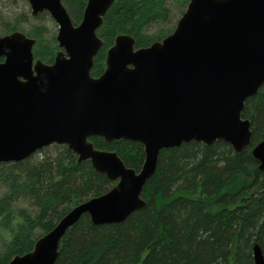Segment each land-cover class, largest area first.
I'll use <instances>...</instances> for the list:
<instances>
[{
    "label": "water",
    "instance_id": "obj_1",
    "mask_svg": "<svg viewBox=\"0 0 264 264\" xmlns=\"http://www.w3.org/2000/svg\"><path fill=\"white\" fill-rule=\"evenodd\" d=\"M58 26L52 63L35 59V39L16 30L0 36V163L24 160L64 144L114 185L69 209L33 249L7 264H54L60 241L81 215L93 224L124 221L142 209L143 188L162 149L191 140L224 141L236 153L251 143L246 99L264 91V0H189L173 31L146 47L119 34L94 77L103 45L97 30L115 0H87L74 25L62 0H26ZM143 145L139 171L90 137ZM251 154L264 172V140ZM264 194V189H263ZM254 264H264L258 244Z\"/></svg>",
    "mask_w": 264,
    "mask_h": 264
},
{
    "label": "trees",
    "instance_id": "obj_2",
    "mask_svg": "<svg viewBox=\"0 0 264 264\" xmlns=\"http://www.w3.org/2000/svg\"><path fill=\"white\" fill-rule=\"evenodd\" d=\"M188 1L115 0L97 30L103 45L91 75L103 72L117 35H131L135 48L160 41L173 31ZM62 3L78 24L87 0ZM15 29L16 23L5 24V34ZM45 32L44 25L35 24L27 34L35 39V59L52 63L58 43ZM241 115L251 129V143L242 153L220 140L162 149L143 188L145 206L110 224L96 225L81 215L61 239L54 264H254L255 244L264 256V172L251 148L264 140V91L246 99ZM90 141L116 152L127 167H142L141 143L98 136ZM113 185L89 160L78 162L64 144L0 163V264L31 251L70 208Z\"/></svg>",
    "mask_w": 264,
    "mask_h": 264
},
{
    "label": "rangeland",
    "instance_id": "obj_3",
    "mask_svg": "<svg viewBox=\"0 0 264 264\" xmlns=\"http://www.w3.org/2000/svg\"><path fill=\"white\" fill-rule=\"evenodd\" d=\"M6 23H16L17 29L14 31L21 30L33 39L34 37L28 35L27 31H30L32 25L42 24L47 29L45 37L50 38L53 35L56 39L58 26L55 21L44 11L41 14L33 15L29 3L26 0H0V36L5 35ZM60 50L57 46L55 54Z\"/></svg>",
    "mask_w": 264,
    "mask_h": 264
}]
</instances>
